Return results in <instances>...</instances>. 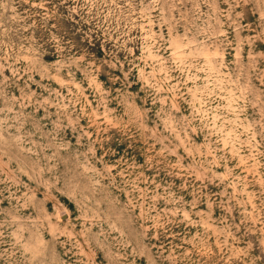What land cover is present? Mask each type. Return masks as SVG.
Instances as JSON below:
<instances>
[{"label": "rangeland", "instance_id": "obj_1", "mask_svg": "<svg viewBox=\"0 0 264 264\" xmlns=\"http://www.w3.org/2000/svg\"><path fill=\"white\" fill-rule=\"evenodd\" d=\"M0 264H264V0H0Z\"/></svg>", "mask_w": 264, "mask_h": 264}]
</instances>
